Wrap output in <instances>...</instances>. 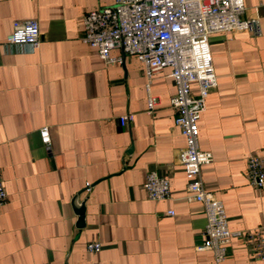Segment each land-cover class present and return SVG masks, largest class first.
I'll return each instance as SVG.
<instances>
[{"label": "crops", "instance_id": "0c3cea01", "mask_svg": "<svg viewBox=\"0 0 264 264\" xmlns=\"http://www.w3.org/2000/svg\"><path fill=\"white\" fill-rule=\"evenodd\" d=\"M244 1L243 18L259 19L262 35L210 37L218 85L199 122L200 148L213 154L202 169L205 187L224 203L232 231L254 234L233 239L221 264H264L256 235L264 234V190L247 177L248 158L264 159V0ZM114 2L0 0V174L8 194L0 264H216L211 251L197 249L206 216L187 199L172 69L148 88L138 59L114 49L123 61L109 65L81 40L85 14ZM28 20L40 28L35 51L7 43ZM191 89L198 94L197 84ZM149 95L157 99L152 114ZM126 115L134 119L123 126ZM152 171L169 178V199L148 198ZM92 242L102 250L89 253Z\"/></svg>", "mask_w": 264, "mask_h": 264}, {"label": "built area", "instance_id": "2783aa9c", "mask_svg": "<svg viewBox=\"0 0 264 264\" xmlns=\"http://www.w3.org/2000/svg\"><path fill=\"white\" fill-rule=\"evenodd\" d=\"M244 0H115L114 5L85 14L82 42L97 49L106 64L122 62L111 51L121 49L125 56L138 59L144 66L148 88L155 74L171 68L176 93L171 107L176 113L175 124L186 139V146L179 151V163L189 178L187 199L200 203L205 212L204 241L198 251H211L216 264L228 257V246L233 239L252 240L254 234L232 231L224 203L209 192L204 184L202 169L213 162V154L203 151L199 143V122L207 109L210 92L218 85L210 37L228 31H247L262 35L259 19H245ZM8 44L39 48L41 33L36 20L17 22L8 38ZM198 85V94L192 93V85ZM157 99L148 98V113L152 114ZM134 115L121 118L123 126ZM43 144L50 147L49 128L40 131ZM247 177L251 186L264 190V159L251 155L247 161ZM87 192L91 187L87 185ZM147 196L152 201L169 199L172 195L169 178L156 171L147 175ZM8 203V194L0 174V207ZM174 215L173 211L168 213ZM258 255L264 258V234L258 230ZM102 250L99 242L87 245L89 253Z\"/></svg>", "mask_w": 264, "mask_h": 264}, {"label": "water", "instance_id": "95a60500", "mask_svg": "<svg viewBox=\"0 0 264 264\" xmlns=\"http://www.w3.org/2000/svg\"><path fill=\"white\" fill-rule=\"evenodd\" d=\"M81 207H83V206H81ZM80 207V212H82V208ZM83 210H84V208H83Z\"/></svg>", "mask_w": 264, "mask_h": 264}]
</instances>
